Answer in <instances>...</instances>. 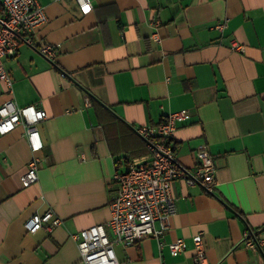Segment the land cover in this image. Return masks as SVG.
Masks as SVG:
<instances>
[{
    "label": "crops",
    "instance_id": "1",
    "mask_svg": "<svg viewBox=\"0 0 264 264\" xmlns=\"http://www.w3.org/2000/svg\"><path fill=\"white\" fill-rule=\"evenodd\" d=\"M38 2L48 21L36 47L21 43L5 60L13 92L0 81V106L45 110L44 148L39 181L26 188L25 130L0 136V264H85L72 236L110 219L117 170L150 161L137 129L179 111L188 116L172 138L180 164L195 171L204 147L216 186L177 180L163 248L155 238L117 244L119 264H195L200 233L207 264H264V250L245 244L247 231L264 241V0H92L87 16L75 0ZM47 44L53 61L39 51ZM48 209L62 225L29 234L27 220ZM178 239L188 249L174 257Z\"/></svg>",
    "mask_w": 264,
    "mask_h": 264
},
{
    "label": "built area",
    "instance_id": "2",
    "mask_svg": "<svg viewBox=\"0 0 264 264\" xmlns=\"http://www.w3.org/2000/svg\"><path fill=\"white\" fill-rule=\"evenodd\" d=\"M79 12L87 16L93 11L92 0H75ZM48 21L45 9L38 0H0V81L13 92V82L5 68V60L15 56L20 44L36 47L34 35ZM226 21L216 28L223 31ZM232 49L243 53L245 47L234 41ZM43 56L53 61L56 56L51 44L39 47ZM89 106L92 102L88 103ZM186 111L170 114L161 124L142 126L138 134L147 142L150 161L146 165L128 164L117 170L113 181L117 191L110 204V219L74 234L81 258L85 264H119L115 245L130 246L146 238H155L163 248L162 238L169 230L171 218L176 214V198L173 185L184 180L188 186H202L212 193L216 186L217 168L211 154L201 147L196 151L198 166L195 171L185 169L179 161L178 150L172 138L178 128L186 122ZM48 120L47 112L35 105L19 107L9 99L0 106V136L12 133L17 127L25 130L26 140L32 153L26 173L21 181L28 188L39 181L40 152L44 143L40 124ZM62 225V219L52 210L33 214L25 223L29 234L42 229L52 233ZM195 264H207L203 234L193 237ZM245 244L253 250H264V241L251 232L245 233ZM172 256L176 257L188 249L184 239L168 244Z\"/></svg>",
    "mask_w": 264,
    "mask_h": 264
},
{
    "label": "water",
    "instance_id": "3",
    "mask_svg": "<svg viewBox=\"0 0 264 264\" xmlns=\"http://www.w3.org/2000/svg\"><path fill=\"white\" fill-rule=\"evenodd\" d=\"M232 211V210H231ZM263 252V251H262Z\"/></svg>",
    "mask_w": 264,
    "mask_h": 264
}]
</instances>
